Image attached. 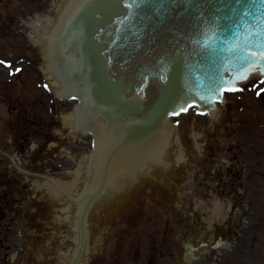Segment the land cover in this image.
<instances>
[{
	"label": "water",
	"instance_id": "obj_1",
	"mask_svg": "<svg viewBox=\"0 0 264 264\" xmlns=\"http://www.w3.org/2000/svg\"><path fill=\"white\" fill-rule=\"evenodd\" d=\"M64 6L45 33L39 67L45 68L43 51L50 53L85 121H105L93 157L97 184L108 169L111 176L119 170L128 152L159 154L164 136L155 141L174 110L195 100L209 112L223 87L264 67L249 51L264 52V0H67ZM92 124L96 137L99 122Z\"/></svg>",
	"mask_w": 264,
	"mask_h": 264
},
{
	"label": "flooded vegetation",
	"instance_id": "obj_2",
	"mask_svg": "<svg viewBox=\"0 0 264 264\" xmlns=\"http://www.w3.org/2000/svg\"><path fill=\"white\" fill-rule=\"evenodd\" d=\"M235 121L239 127H231L226 129V131H234L237 134H233L232 137L226 141V147L221 150L222 154L230 155V158H239L246 156L247 151L244 149L247 146V143L240 138V134L245 131L250 130V124L244 117H238L234 120L226 119L225 123ZM33 123H36V129L31 130V128L23 126L26 131H18L15 128L14 137L16 142L13 143V151L17 154H20L22 157L23 153L26 158L20 162V166L12 165L11 169H5L0 172V217L6 219V235L12 236L13 234L11 228L15 226L14 221L18 219L19 221H25V228L29 229V233L24 232V238L28 240L31 237H54V241L50 242L45 246H22L20 250L17 245L12 247V251H16L15 256H7L0 258V263L2 264H69L62 262L61 259L64 257H69V252H66L67 248L70 247L68 244L71 242L69 236L71 235V230L67 227L69 223L73 220V210L76 206L72 201H69L67 197L50 198L43 197L45 193L43 192V187L40 189L35 188L30 182L36 177H43L42 173L55 172L60 173L62 176L69 178L74 175V168L76 167V162L74 160L65 159L61 154H53V156L45 157L43 154L40 155L41 151L40 144H36L34 149L31 151V148H27L25 144L30 140L31 137H35L40 140L51 139L53 138L52 132L49 131L53 122L49 121L46 124L45 120L42 117L41 113H35ZM227 136H230V133H227ZM55 138V137H54ZM224 136H221V139H224ZM21 140L25 143H21ZM231 140V141H230ZM221 141V140H220ZM60 145V144H57ZM73 151L71 154H74V147H79V143H72ZM31 151V152H30ZM37 152V153H36ZM78 152V151H76ZM208 153V152H207ZM47 159V160H46ZM49 160L53 165L48 164ZM191 161V158H187ZM193 160H198L195 165L198 168V172L195 175L201 174L202 182H210L212 179H215L216 190H222L224 188L233 189L235 184L233 180L225 181L219 175H213V178H208L204 176L203 169L205 166H210L212 162V156L210 154L206 155L204 151L198 157H194ZM46 164H45V162ZM24 162V164H23ZM239 163L240 160L230 162L227 165V171L230 173L236 174V177L239 179V173L241 171L247 172L246 176H242L239 180L238 185H242V182L245 181L247 186L254 185L256 178V170H251V164L249 161L244 162V167L241 169L239 167L235 168L236 163ZM222 165V164H221ZM64 168V171L62 170ZM254 168V167H252ZM216 167L214 169L218 170ZM183 170L171 171L169 172L170 182L169 186L162 188L161 184L151 180L148 182V186L151 187L152 192L157 191L163 192L164 190L167 193V199L161 202L162 206H170L173 210V213L176 212L177 207L175 204L174 191L173 188L176 185L187 184L186 179L183 181L180 179ZM31 173L35 175H31ZM24 178H28L27 181ZM191 183L198 185L197 178L192 176ZM230 189V190H231ZM138 199L136 202L130 203L129 216L123 218L122 222H125L129 226V230L122 234H116L114 237L112 235L107 236L103 235L102 239L99 240V243L95 245L94 241L89 239L88 246L86 247L85 252L82 254L81 261L78 264H166L164 259H168L173 263H177V255L180 254L179 263L185 260V257L189 256L191 251V246L189 242L180 241L178 242L176 233L189 231V227L183 223L181 218H172L169 224L162 226L160 229V218L157 217V210L155 203L159 206V202H151L150 199H143L141 201L142 213L138 205ZM61 200V201H60ZM69 203L68 213H65L62 210L65 202ZM64 202V203H62ZM138 207L139 214L132 218V211ZM160 207V206H159ZM95 208V207H94ZM94 208L92 211H94ZM171 218V215L169 214ZM92 226V232L95 233V226ZM214 233L206 235V241L210 238H214L215 233L217 235H224L223 232H228V229L218 227L217 224L214 225ZM16 227V226H15ZM228 227V226H227ZM198 226H196V229ZM179 229V230H178ZM178 230V231H177ZM235 232L234 227L230 230V233ZM117 239L116 244L113 241ZM163 244L162 247L156 248L155 243ZM68 243V244H67ZM148 243L147 245H142ZM10 245L7 247L0 246L1 250H10ZM71 248V247H70ZM72 249V248H71ZM9 252V253H10ZM8 253V254H9ZM160 257V258H159ZM186 264V263H185Z\"/></svg>",
	"mask_w": 264,
	"mask_h": 264
},
{
	"label": "rangeland",
	"instance_id": "obj_3",
	"mask_svg": "<svg viewBox=\"0 0 264 264\" xmlns=\"http://www.w3.org/2000/svg\"><path fill=\"white\" fill-rule=\"evenodd\" d=\"M63 0H0V61H5L7 64H10L11 67H6L5 64H0V102H2V97L5 101L9 99V95H6V91L2 92V86H19L15 89L10 88L7 91H21L22 86H27L29 89L37 90V97L43 99L49 103L46 99L43 90L39 88L42 84L47 83V79L40 69V60L42 49L39 45L34 44L29 40L28 34L40 37L43 34V24L46 21L38 26V28H31L35 17L51 18L50 23L53 18L56 17L59 9L60 3ZM49 23V24H50ZM31 25V27L29 26ZM48 27V25H47ZM21 69V72L17 73L15 77L7 79L10 76V72L16 73L15 69ZM14 79V80H13ZM12 81V82H9ZM44 81V82H43ZM37 86V87H36ZM34 93V91H33ZM26 94H23V97H26ZM41 96V97H40ZM29 98H33L32 93H30ZM11 99V98H10ZM238 100L249 105H255V110L244 109L247 113V118H249L253 123L257 118L260 124H264V109L260 106L259 99H254L252 93L243 94L241 98L238 96H227V104H231V101ZM2 104V105H1ZM15 105V104H13ZM6 106L3 103H0V124L4 122L7 118ZM226 108H221L218 115V120L224 116V112L228 110ZM233 117L237 116L235 110H233ZM193 113H189L188 119L180 122L185 123L186 126H180L177 130V136L181 137L184 134V129L187 134V137L190 136L196 141L198 145L205 141V136L202 135V131L199 132L198 128L195 127V121L192 118ZM2 121V122H1ZM6 122V121H5ZM2 126V125H0ZM260 129L263 128L262 125L259 126ZM4 131L2 134H5ZM215 134V129L211 128L208 132L209 136ZM254 142L253 144L256 147L252 149H259L260 154H255L252 158L256 163L263 164L260 169L261 171L256 172V176L259 180V184L249 191V197L243 199L242 195H247L244 189H237L236 192L228 193V195H223L222 197H217L219 193L213 196V199H217L215 203L218 206V215L216 220L219 223H223L228 216V208L232 206L234 210V221L239 225V233L234 238L235 244L232 246L231 242L227 243V246L223 248V257L222 261L224 264H264V139L263 133H254ZM2 144H5V147L9 150L8 146V136L6 139L2 140ZM252 144V145H253ZM179 147H183L178 144ZM185 149V146L183 147ZM83 152H81L82 154ZM227 158L222 157V161ZM220 173H226L224 168L219 170ZM185 190H182L181 193H184ZM248 196V195H247ZM196 198L202 199L200 195L194 196ZM235 197L236 199H233ZM195 199V198H194ZM205 200V199H204ZM203 201V200H202ZM210 201V199H209ZM209 201L201 202V200L196 201L195 204L203 203L206 212L210 210L208 205ZM207 202V203H206ZM211 203V202H210ZM183 210L187 215L192 216L190 211L192 208L188 207V200L183 202ZM189 208V210H187ZM233 213V212H232ZM208 217L211 216L210 213L206 214ZM225 223V222H224ZM119 225V224H117ZM115 228V227H114ZM113 228V229H114ZM231 245V246H230ZM204 256L203 260L214 261L212 254L206 252V250L200 248L199 250ZM225 257V259H223ZM218 262V260H217ZM207 264V263H204ZM208 264H210L208 262Z\"/></svg>",
	"mask_w": 264,
	"mask_h": 264
},
{
	"label": "snow or ice",
	"instance_id": "obj_4",
	"mask_svg": "<svg viewBox=\"0 0 264 264\" xmlns=\"http://www.w3.org/2000/svg\"><path fill=\"white\" fill-rule=\"evenodd\" d=\"M140 2H142V0H140ZM249 51H250V54L252 56L259 55L261 59H264V52L256 53V52H252L251 50H249ZM0 64H5L6 67H11V65L10 64H7L5 61H0ZM20 71H21V69H19V68L15 69V72H20ZM261 72L264 73V67L261 68ZM12 74L14 75L15 73H12ZM238 79L239 80H246L247 79V76L246 75H242V76L238 77ZM262 83H264V81H262ZM45 87H47V86H45ZM243 90L244 89L243 88H240L236 84L235 81H232L228 85H226L225 87H223L221 89V93H223V92H240V91H243ZM261 93H264V88H260V90L256 94L259 96V95H261ZM72 98L74 99L75 97H72ZM204 99H205V97H203V96L200 97V100H204ZM214 101H215V98H214ZM193 106H195V100H193L191 103H187V106H183L182 105L179 108L178 111H175L174 110L171 113V115L179 116L182 112L188 111V108L193 107Z\"/></svg>",
	"mask_w": 264,
	"mask_h": 264
},
{
	"label": "bare ground",
	"instance_id": "obj_5",
	"mask_svg": "<svg viewBox=\"0 0 264 264\" xmlns=\"http://www.w3.org/2000/svg\"><path fill=\"white\" fill-rule=\"evenodd\" d=\"M67 1V0H66ZM65 1V2H66ZM50 18L48 17V18H40V17H36L35 18V20H34V22H33V25H35V26H33V27H37V25L40 23H42V21H46L44 24H43V32L45 31V33H46V31H47V29L49 28V26H50ZM47 25H48V27H47ZM44 36H45V34L44 35H41V38H40V40H38V39H36V43H38L42 48H43V42H44ZM32 39H34V38H32ZM99 128H100V123H99Z\"/></svg>",
	"mask_w": 264,
	"mask_h": 264
}]
</instances>
